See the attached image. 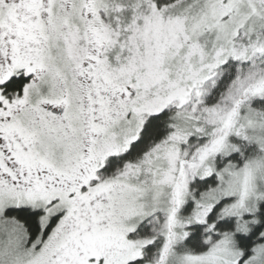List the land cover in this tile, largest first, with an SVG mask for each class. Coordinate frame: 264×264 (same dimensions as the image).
Segmentation results:
<instances>
[{
	"label": "snow or ice",
	"instance_id": "snow-or-ice-1",
	"mask_svg": "<svg viewBox=\"0 0 264 264\" xmlns=\"http://www.w3.org/2000/svg\"><path fill=\"white\" fill-rule=\"evenodd\" d=\"M0 264H264V0H0Z\"/></svg>",
	"mask_w": 264,
	"mask_h": 264
}]
</instances>
